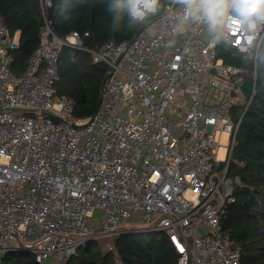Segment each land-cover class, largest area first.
I'll list each match as a JSON object with an SVG mask.
<instances>
[{
    "label": "built area",
    "instance_id": "obj_1",
    "mask_svg": "<svg viewBox=\"0 0 264 264\" xmlns=\"http://www.w3.org/2000/svg\"><path fill=\"white\" fill-rule=\"evenodd\" d=\"M40 3L45 26L21 75L12 69L20 33L0 21V264L11 252L67 264L125 231L166 234L178 264H241L222 219L240 183L229 166L253 99L241 90L244 68L225 62L221 43L256 67L264 17L244 20L229 8L212 27L188 17L180 0L168 6L130 41L89 51L112 71L95 114L76 120L57 93L58 63L64 47L83 48L84 36L58 37L52 0ZM134 217L144 227L128 228Z\"/></svg>",
    "mask_w": 264,
    "mask_h": 264
},
{
    "label": "trees",
    "instance_id": "obj_2",
    "mask_svg": "<svg viewBox=\"0 0 264 264\" xmlns=\"http://www.w3.org/2000/svg\"><path fill=\"white\" fill-rule=\"evenodd\" d=\"M177 0H160V10L147 25L119 31L111 30L109 0H52L50 26L64 38L76 31L84 36L83 48L64 47L59 58L60 80L57 93L74 106V118L92 117L99 105L102 82L108 73L103 64H95L89 51L108 42L130 41L162 16ZM0 21L12 34L20 33V48L14 53L12 69L25 72L28 61L40 44L45 19L40 0H0ZM89 35L85 37V34ZM226 63L244 68L243 81L255 88L254 98L240 123L229 166L230 177L240 183L235 187V202L222 219L225 232L241 248V264H264V40L256 63L233 49L221 52ZM254 70L256 78L254 79ZM246 105L233 109L240 117ZM147 236V237H146ZM110 243V244H109ZM113 246L106 251L105 246ZM31 254L11 252L4 264H37ZM178 254L164 233L145 235L125 231L119 237L93 241L79 250L67 264H178Z\"/></svg>",
    "mask_w": 264,
    "mask_h": 264
},
{
    "label": "clouds",
    "instance_id": "obj_3",
    "mask_svg": "<svg viewBox=\"0 0 264 264\" xmlns=\"http://www.w3.org/2000/svg\"><path fill=\"white\" fill-rule=\"evenodd\" d=\"M188 17L204 19L216 27L231 8L239 18L264 17V0H180ZM111 30L147 25L160 10V0H109ZM254 26V24L252 25Z\"/></svg>",
    "mask_w": 264,
    "mask_h": 264
},
{
    "label": "water",
    "instance_id": "obj_4",
    "mask_svg": "<svg viewBox=\"0 0 264 264\" xmlns=\"http://www.w3.org/2000/svg\"><path fill=\"white\" fill-rule=\"evenodd\" d=\"M178 1L179 0H177V2ZM177 2L174 3V6L177 4ZM49 15H50V19H51V9H49ZM221 46L224 49H226V50L229 49L228 45L225 42H222L221 43ZM111 71H112V69H109L107 75L105 76V78H104V80L102 82V92H103V90L105 88L106 82L109 79V76H110ZM241 90H242V93H243V95H244V97H245L246 100L250 101L251 99L254 98V95H255V88L254 87L251 88L245 82H243L241 84ZM17 112H19V113H25V110H17ZM41 114L44 115V116H47V117H51V118L58 119V116H56L54 113H52L50 111H42ZM237 120H238V118H234V121H237ZM209 131H211V128H209Z\"/></svg>",
    "mask_w": 264,
    "mask_h": 264
},
{
    "label": "rangeland",
    "instance_id": "obj_5",
    "mask_svg": "<svg viewBox=\"0 0 264 264\" xmlns=\"http://www.w3.org/2000/svg\"><path fill=\"white\" fill-rule=\"evenodd\" d=\"M213 91H212V93H211V95H213ZM222 141H225V138H223V140ZM101 216V214H97L96 215V217H95V219H99V217ZM128 225V228H141V227H144V224L142 223V220H141V218H139V217H134L133 219H131L130 220V222H129V224H127ZM147 235V234H146ZM147 237V236H146ZM108 240H110V239H108ZM110 244V243H109ZM109 244H107L106 246H105V248L104 249H106V251H107V247H108V245ZM31 256V255H30Z\"/></svg>",
    "mask_w": 264,
    "mask_h": 264
},
{
    "label": "bare ground",
    "instance_id": "obj_6",
    "mask_svg": "<svg viewBox=\"0 0 264 264\" xmlns=\"http://www.w3.org/2000/svg\"><path fill=\"white\" fill-rule=\"evenodd\" d=\"M224 150H221V155L223 154Z\"/></svg>",
    "mask_w": 264,
    "mask_h": 264
}]
</instances>
